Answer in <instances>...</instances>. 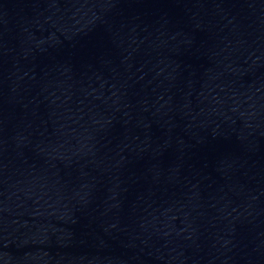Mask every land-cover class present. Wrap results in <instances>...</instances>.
I'll list each match as a JSON object with an SVG mask.
<instances>
[{"label": "water", "instance_id": "obj_1", "mask_svg": "<svg viewBox=\"0 0 264 264\" xmlns=\"http://www.w3.org/2000/svg\"><path fill=\"white\" fill-rule=\"evenodd\" d=\"M0 264H264V0H0Z\"/></svg>", "mask_w": 264, "mask_h": 264}]
</instances>
